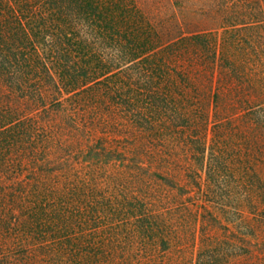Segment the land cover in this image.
<instances>
[{"label": "trees", "instance_id": "trees-1", "mask_svg": "<svg viewBox=\"0 0 264 264\" xmlns=\"http://www.w3.org/2000/svg\"><path fill=\"white\" fill-rule=\"evenodd\" d=\"M180 2L222 30L167 34ZM263 247L264 0H0V264Z\"/></svg>", "mask_w": 264, "mask_h": 264}, {"label": "rangeland", "instance_id": "rangeland-1", "mask_svg": "<svg viewBox=\"0 0 264 264\" xmlns=\"http://www.w3.org/2000/svg\"><path fill=\"white\" fill-rule=\"evenodd\" d=\"M221 18L215 9L207 8L196 2H180L171 12L162 26L167 34L177 32H193L202 29H218L221 31ZM260 246H262L260 244ZM264 248V247H263Z\"/></svg>", "mask_w": 264, "mask_h": 264}]
</instances>
